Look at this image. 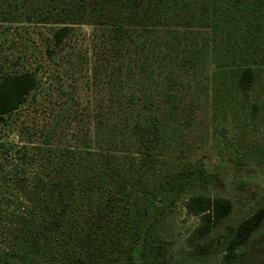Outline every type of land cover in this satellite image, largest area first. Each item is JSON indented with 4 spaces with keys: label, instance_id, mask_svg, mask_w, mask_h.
I'll return each instance as SVG.
<instances>
[{
    "label": "trees",
    "instance_id": "trees-1",
    "mask_svg": "<svg viewBox=\"0 0 264 264\" xmlns=\"http://www.w3.org/2000/svg\"><path fill=\"white\" fill-rule=\"evenodd\" d=\"M41 7L55 23L90 16L96 32L90 56L84 50L82 109L60 104L50 120H35L46 110L35 70L0 74V125L24 105L32 116L18 123L25 143L0 141V264L195 258L233 203L207 191L200 165L182 161L185 132L207 98L213 119L231 105L243 119L260 112L249 96L264 70V0H42ZM66 31L52 32L55 49ZM257 149L240 152V164ZM176 204L197 219L179 257L163 235ZM262 228L264 205L214 241L219 264H264V254L248 257Z\"/></svg>",
    "mask_w": 264,
    "mask_h": 264
},
{
    "label": "rangeland",
    "instance_id": "rangeland-1",
    "mask_svg": "<svg viewBox=\"0 0 264 264\" xmlns=\"http://www.w3.org/2000/svg\"><path fill=\"white\" fill-rule=\"evenodd\" d=\"M190 2V0H181ZM42 0H0V74L9 70L33 68L45 87V112L36 114L35 120H50L53 113L62 108L70 109L77 102V110L84 107V50L91 52L90 38L96 28L95 19L78 15L75 20L65 16L61 23L52 22L53 18L43 16ZM54 3L52 10L56 8ZM62 25L67 26L63 45L55 49L52 32ZM55 49V50H54ZM49 53V54H48ZM259 67V66H258ZM263 67V66H262ZM257 70L255 85L249 99L259 104L260 112L254 120L240 118L237 106L225 107V113L213 115V103L209 98L195 111L191 128L185 132L184 142L189 146L188 157L182 161L190 167L201 166L208 178V192L231 199L233 209L230 216L213 230L210 239L193 250L195 258L181 264H219V253L214 241L220 239L226 230L234 226L241 217L249 214L258 206L264 205V70ZM20 107L16 115L0 125V141L12 143L26 142V135L17 132L19 121L31 114ZM48 113V114H47ZM31 116L30 118H28ZM18 117V116H17ZM16 119V123L12 120ZM73 125L72 119L67 118ZM29 121V122H28ZM9 123V124H8ZM9 125V127L7 126ZM36 144L38 138L33 137ZM32 143V142H31ZM254 147L258 149L249 159L244 156L240 164V152L246 153ZM241 182V183H240ZM243 184V185H242ZM197 219L184 214L181 204L171 209L167 218L165 239L171 241L169 253L179 257L184 255V239ZM264 254V228L256 235L249 252L251 260Z\"/></svg>",
    "mask_w": 264,
    "mask_h": 264
}]
</instances>
